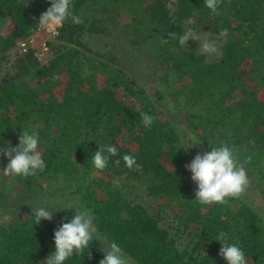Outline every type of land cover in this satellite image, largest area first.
<instances>
[{"label":"trees","instance_id":"1","mask_svg":"<svg viewBox=\"0 0 264 264\" xmlns=\"http://www.w3.org/2000/svg\"><path fill=\"white\" fill-rule=\"evenodd\" d=\"M49 6L0 0V147L35 131L46 164L34 176L0 174V264H43L55 251L54 229L84 209L128 264H227L218 255L220 231L247 264H264V215L247 194L200 205L184 167L194 143L201 152L235 147L238 162L251 157L244 167L264 201V0H223L215 13L204 0H73L79 23L66 20L46 38L48 59L40 62L37 47L18 53L16 43ZM197 26L204 32L186 47L162 43ZM204 41L216 53L203 54ZM141 113L154 117L150 127ZM102 145L118 156L100 171L91 157ZM125 154L135 157L132 169ZM7 162L0 156V168ZM141 193L163 199L169 220L151 212ZM39 207L53 219L34 224L31 209ZM102 245L94 239L64 264H99Z\"/></svg>","mask_w":264,"mask_h":264},{"label":"clouds","instance_id":"2","mask_svg":"<svg viewBox=\"0 0 264 264\" xmlns=\"http://www.w3.org/2000/svg\"><path fill=\"white\" fill-rule=\"evenodd\" d=\"M50 6L43 11L38 19L39 27L55 32L62 27L66 20L71 19L73 23H79L74 15L73 0H48ZM223 0H204V5L215 13ZM227 33V29H222L220 35ZM191 30L185 31L181 35L175 32L168 33L167 39H162V43H167L169 39L178 40L182 47H186L188 40H193ZM203 54H214L217 48L208 41L200 45ZM145 127H150L154 117L147 113H141ZM39 134L35 131L25 129L20 133L18 144L11 146L10 142L0 147V156L7 159V164L0 168V174L4 176H34L37 171H43L46 164L38 150ZM199 145V144H192ZM191 146V147H192ZM188 147V148H191ZM238 149L221 143L218 147H211L210 151L197 152L191 161L184 165L185 169L191 173L190 179L195 184V200L200 205L227 204L229 198L238 199L247 190L250 180L247 170L244 167L251 157L244 163L238 162L236 152ZM118 150L113 145H102L92 155L91 160L96 170H104L110 157H117ZM126 167L132 169L136 165L135 157L125 154L121 157ZM114 163L119 164L120 159ZM174 170V169H173ZM32 210L34 224H39L41 220L51 221L53 213L46 207H39ZM97 226L94 223V216L88 209L77 210L68 222H61L53 231V241L55 251L49 254L43 264H64V262L74 256L85 255L91 242L96 239ZM221 244L218 255L227 264H247L243 249L236 243H229L227 233L220 231L215 238ZM91 259V253H88ZM99 264H128V259L118 243L110 241L103 252V259Z\"/></svg>","mask_w":264,"mask_h":264},{"label":"rangeland","instance_id":"3","mask_svg":"<svg viewBox=\"0 0 264 264\" xmlns=\"http://www.w3.org/2000/svg\"><path fill=\"white\" fill-rule=\"evenodd\" d=\"M202 28L203 27H201V26L200 27L197 26V27H194V29H192V30L189 29V30H191L192 33H195V32L202 33V32H204L202 30ZM14 51L12 54H10L9 59H8L7 65H8V68L10 69L9 72L14 70V67L12 66V61H14V57H15ZM3 76H4V70H0V81H2L4 79ZM188 150L190 151V154L193 157L197 152H201L199 148H194V147L188 148ZM245 193L247 194V198L251 202V204L253 206H255L259 210V212H261L264 215V201L261 198L257 197L258 194L256 193L255 189H253L251 187L250 184H249ZM135 196H136V194L130 195V197H135ZM140 200L145 205H147V207L149 208V210L151 212L160 213L162 216V219H164L166 221L169 220L170 212H172V211H171L169 206L163 205V202H164L163 199L152 198V197H149L147 194L141 193ZM96 238H97V240L100 241V243L103 244L102 246L106 250L107 244L98 235L96 236ZM175 239H176V242L178 243V245H180L181 247H183L186 244V240L184 237L176 236Z\"/></svg>","mask_w":264,"mask_h":264},{"label":"built area","instance_id":"4","mask_svg":"<svg viewBox=\"0 0 264 264\" xmlns=\"http://www.w3.org/2000/svg\"><path fill=\"white\" fill-rule=\"evenodd\" d=\"M42 29L40 27L36 28L35 31L28 37H22L18 39L16 43V50L18 53L26 52L28 47H37L35 50V55L40 62H46L48 59V45L46 38L49 36H55L58 33V28L55 32H50L47 29H44L45 34H40Z\"/></svg>","mask_w":264,"mask_h":264}]
</instances>
